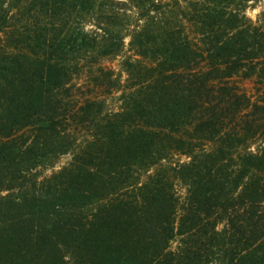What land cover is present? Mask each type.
<instances>
[{
  "label": "trees",
  "instance_id": "16d2710c",
  "mask_svg": "<svg viewBox=\"0 0 264 264\" xmlns=\"http://www.w3.org/2000/svg\"><path fill=\"white\" fill-rule=\"evenodd\" d=\"M247 2L0 0V264H264Z\"/></svg>",
  "mask_w": 264,
  "mask_h": 264
},
{
  "label": "rangeland",
  "instance_id": "374dc122",
  "mask_svg": "<svg viewBox=\"0 0 264 264\" xmlns=\"http://www.w3.org/2000/svg\"><path fill=\"white\" fill-rule=\"evenodd\" d=\"M247 5H249V8L247 9V13L254 20L257 19L259 13L264 10V0H248ZM112 64L116 69H119L118 59L113 60ZM70 161H71L70 153H65V154L50 158L46 161L45 165L41 168L42 173L44 175H48L52 173L53 171L60 169L64 165H67ZM178 241H179V237H176L174 240H172L171 247L176 248Z\"/></svg>",
  "mask_w": 264,
  "mask_h": 264
}]
</instances>
